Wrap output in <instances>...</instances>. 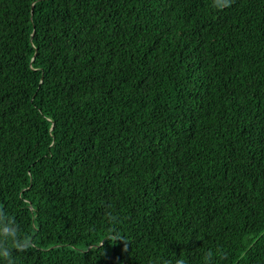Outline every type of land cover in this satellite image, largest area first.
Segmentation results:
<instances>
[{"label": "trees", "instance_id": "1", "mask_svg": "<svg viewBox=\"0 0 264 264\" xmlns=\"http://www.w3.org/2000/svg\"><path fill=\"white\" fill-rule=\"evenodd\" d=\"M6 228L11 264H264V0H0Z\"/></svg>", "mask_w": 264, "mask_h": 264}, {"label": "clouds", "instance_id": "2", "mask_svg": "<svg viewBox=\"0 0 264 264\" xmlns=\"http://www.w3.org/2000/svg\"><path fill=\"white\" fill-rule=\"evenodd\" d=\"M226 2V0H225ZM219 6L223 7V3H221ZM9 232H13V230L5 229V236L0 238V264H3L4 260H7L9 264H11L10 257H11V250L7 246L8 241L10 240L12 244L15 245V248L18 250H23L31 247V242L26 238H20L18 235H16L14 232L12 234L11 239H7L6 236ZM206 264H210L211 260V254L209 253L208 256L205 258ZM177 264H185L183 260H178Z\"/></svg>", "mask_w": 264, "mask_h": 264}]
</instances>
